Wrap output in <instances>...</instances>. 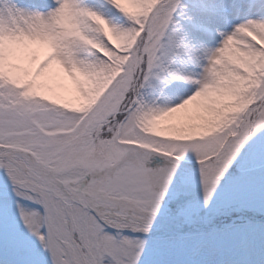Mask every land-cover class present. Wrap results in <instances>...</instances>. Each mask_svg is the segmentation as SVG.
Here are the masks:
<instances>
[{"label": "snow or ice", "instance_id": "6c2138e0", "mask_svg": "<svg viewBox=\"0 0 264 264\" xmlns=\"http://www.w3.org/2000/svg\"><path fill=\"white\" fill-rule=\"evenodd\" d=\"M0 264H264V0H0Z\"/></svg>", "mask_w": 264, "mask_h": 264}, {"label": "rangeland", "instance_id": "374dc122", "mask_svg": "<svg viewBox=\"0 0 264 264\" xmlns=\"http://www.w3.org/2000/svg\"><path fill=\"white\" fill-rule=\"evenodd\" d=\"M26 66L34 68L35 67V62L28 61V62H26Z\"/></svg>", "mask_w": 264, "mask_h": 264}]
</instances>
